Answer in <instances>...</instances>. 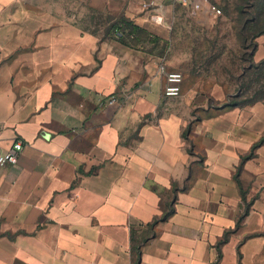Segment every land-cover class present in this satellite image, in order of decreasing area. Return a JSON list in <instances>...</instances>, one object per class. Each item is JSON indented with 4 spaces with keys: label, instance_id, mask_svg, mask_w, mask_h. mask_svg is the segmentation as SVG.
Listing matches in <instances>:
<instances>
[{
    "label": "crops",
    "instance_id": "0c3cea01",
    "mask_svg": "<svg viewBox=\"0 0 264 264\" xmlns=\"http://www.w3.org/2000/svg\"><path fill=\"white\" fill-rule=\"evenodd\" d=\"M93 1L108 17L87 30L0 0V155H19L0 166V264H264V103L166 97L158 72L178 70L179 20L211 16ZM123 18L158 51L119 38Z\"/></svg>",
    "mask_w": 264,
    "mask_h": 264
},
{
    "label": "rangeland",
    "instance_id": "374dc122",
    "mask_svg": "<svg viewBox=\"0 0 264 264\" xmlns=\"http://www.w3.org/2000/svg\"><path fill=\"white\" fill-rule=\"evenodd\" d=\"M48 1L62 18L87 30L100 28L97 23L108 17L106 13L99 14L93 0ZM213 1L223 9V16L196 21L183 16L177 24L176 42L168 58L183 74L182 90H195L219 112L229 108L227 105L238 95H242L240 99L264 96V75L253 67L262 61L255 60V53L264 30V0ZM136 33L140 45L150 41L146 34ZM223 95L227 97L218 100Z\"/></svg>",
    "mask_w": 264,
    "mask_h": 264
},
{
    "label": "built area",
    "instance_id": "2783aa9c",
    "mask_svg": "<svg viewBox=\"0 0 264 264\" xmlns=\"http://www.w3.org/2000/svg\"><path fill=\"white\" fill-rule=\"evenodd\" d=\"M174 2L186 7L188 9L187 14L190 17H197L203 13L214 18L223 16V9L210 0H174ZM158 72L165 78L164 95L166 97H178L182 91L183 74L169 69L164 60L159 64ZM18 158V153L11 149L0 155V166L15 164Z\"/></svg>",
    "mask_w": 264,
    "mask_h": 264
},
{
    "label": "trees",
    "instance_id": "16d2710c",
    "mask_svg": "<svg viewBox=\"0 0 264 264\" xmlns=\"http://www.w3.org/2000/svg\"><path fill=\"white\" fill-rule=\"evenodd\" d=\"M122 23L124 24V26L126 27L125 28V31H123L122 32V30H121V28L117 25L116 27H115V33H116V35L120 38L121 37V35H128V36H130V35H133L134 36V38L133 39H131L130 40V42L132 43V44H140L141 43V40L139 39V37L137 36V33L136 32H138V33H144V34H146L148 37H149V35L146 33V32H144V31H140L139 29H138V27H136L134 24H133V22L132 21H130V20H128V19H126V18H123L122 19ZM128 31V33H127V31ZM261 35H264V30L263 31H261V34L259 35V36H261ZM130 38V37H129ZM150 38V37H149ZM124 41L126 42V38L124 39ZM149 43H151V44H153V47L154 48H156L157 47V45H159L160 44V41L159 40H156V39H152V38H150V41H148ZM143 44L144 43H146V41H143L142 42ZM141 46H143V45H141ZM253 67H255V68H258L259 69V73L261 74V75H264V59L258 64V65H255V66H253ZM240 97H242V95H238V96H236L235 98L236 99H233V101L231 102V103H229L227 106H230V107H243V106H245V105H250V104H253V103H255V102H258V101H261V102H263L264 103V96L263 97H261V98H259V99H252V98H245V99H240ZM264 142V138L260 141V143H263Z\"/></svg>",
    "mask_w": 264,
    "mask_h": 264
}]
</instances>
